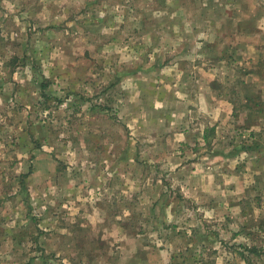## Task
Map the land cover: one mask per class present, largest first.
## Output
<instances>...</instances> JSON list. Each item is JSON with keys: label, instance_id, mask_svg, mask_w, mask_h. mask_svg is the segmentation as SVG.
Listing matches in <instances>:
<instances>
[{"label": "rangeland", "instance_id": "obj_1", "mask_svg": "<svg viewBox=\"0 0 264 264\" xmlns=\"http://www.w3.org/2000/svg\"><path fill=\"white\" fill-rule=\"evenodd\" d=\"M199 92L233 105L211 153L264 147V0H0V264H264V185L173 169Z\"/></svg>", "mask_w": 264, "mask_h": 264}, {"label": "crops", "instance_id": "obj_2", "mask_svg": "<svg viewBox=\"0 0 264 264\" xmlns=\"http://www.w3.org/2000/svg\"><path fill=\"white\" fill-rule=\"evenodd\" d=\"M230 11L233 12L231 8ZM231 20V17H224L223 20L217 18L216 20H207V22H204L207 27H210L208 32H211L213 37L212 39H209L212 41L211 43L206 42L208 41L206 37L204 38L203 42H206L208 46H212V48L217 47L218 44L216 43H220L221 41L224 42L230 37L228 32L230 28H233L234 30L237 28L238 32H240V35H242V33L246 34V31L248 30H242V27H239L240 23L242 25L244 24V20L238 23L235 21L232 22ZM235 25H237V27ZM230 30L233 34L232 29ZM254 31H256V29H254ZM227 48H230L231 51H234L233 46L228 45ZM243 50H245L244 53H246V48L242 49V51ZM248 75H250L251 78L246 76L245 79L240 78V81L235 83L239 84V86H241L240 89L243 90V92L236 93V95L241 97L242 101L244 102L252 101L250 99L252 98V95L248 93L246 89V87H249L248 81H254L255 76L260 78L259 71L256 69H251V73ZM193 98L195 99L193 100L194 106L189 107L197 109L198 111H202L203 113H207V115H202L206 120L204 123L195 125L193 127L194 132L192 129H187L183 133H180L177 139L178 145H181L183 148L182 152L179 154V157H182L184 162H179L173 169L179 170V172L182 174L184 171H190L191 174H193L192 180L190 182L191 185H186L184 188L189 189L195 194H207L209 197L217 196V199L210 197V202L213 204L223 203L225 205L226 201H228L229 204L232 203L231 200L233 197L235 199L241 193H243V196H245L247 193V187L251 183L262 187L261 184H264L259 182L258 175L262 170V166L264 167V147H261L258 150L251 147L242 149L240 147L234 148L233 144L229 145L230 147L224 149L221 152L211 153V150L214 148L217 142H220L221 140L218 139L217 141L214 138L211 144L213 146L210 150L208 149L209 145L207 144V141L203 137L205 130L210 127H214L213 137H218V135H220L219 131H221V129L225 126L230 127L229 119L232 117L233 105H230L228 100L223 98L221 99V97H218L216 94L214 95V93L207 95L203 92H199V95L197 93V95ZM254 100L257 101L255 98ZM261 125L253 123L252 125L250 124L248 127L244 128L253 131V129H260ZM261 135L264 142V132ZM208 138L210 141L212 137L210 138V136H208ZM186 162H188L187 165ZM248 165L251 168H248ZM249 174L252 175V182L250 183L245 180V177H247L246 175ZM195 180H198L196 184L194 183ZM209 207L211 209L212 205ZM215 211V209H211L212 214L210 217H217L219 215ZM214 249H216L215 246Z\"/></svg>", "mask_w": 264, "mask_h": 264}, {"label": "trees", "instance_id": "obj_3", "mask_svg": "<svg viewBox=\"0 0 264 264\" xmlns=\"http://www.w3.org/2000/svg\"><path fill=\"white\" fill-rule=\"evenodd\" d=\"M208 136H210V138H211V140L209 141V138H208ZM214 136V127H210V128H208V129H206L205 130V133H204V139L207 141V144L209 145V147H208V149H211L212 148V146L213 145H211L212 144V140L215 138V137H213ZM244 148H245V146H243ZM247 148V147H246ZM29 172H30V168H29V170H28ZM251 251H254V249L253 248H249ZM248 249V250H249Z\"/></svg>", "mask_w": 264, "mask_h": 264}]
</instances>
